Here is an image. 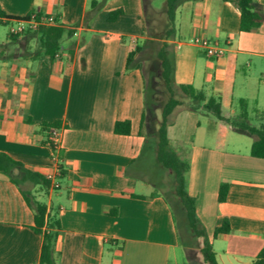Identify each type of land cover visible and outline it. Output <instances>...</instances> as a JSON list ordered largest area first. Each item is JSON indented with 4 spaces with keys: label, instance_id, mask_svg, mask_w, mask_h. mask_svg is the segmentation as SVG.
<instances>
[{
    "label": "crops",
    "instance_id": "1",
    "mask_svg": "<svg viewBox=\"0 0 264 264\" xmlns=\"http://www.w3.org/2000/svg\"><path fill=\"white\" fill-rule=\"evenodd\" d=\"M92 1L0 0V9L14 18L39 13L68 28L79 23L54 57L38 54L37 39H27V32L15 40L9 32L0 37V152L42 176L59 169L58 188L28 185L37 200L45 191L43 203L60 222L56 264L205 263L201 245L199 262L190 259L164 192L135 167L145 146L142 60L150 56L152 68L158 61L153 42L165 34V0H96V13L85 20ZM256 1L264 7V0ZM117 8L122 12L109 20ZM159 14L165 15L161 32L151 19ZM193 37L210 40L224 54L208 57ZM162 40L170 44L175 83L219 96L226 115L237 112L240 98L250 111L264 112V21L241 31L232 2L187 0L176 10L171 38ZM136 46L142 48L135 55L140 67L127 69ZM124 120L129 134L115 133V122ZM53 121L60 128L56 152L41 128ZM167 137L189 163L187 191L217 263L250 264L264 246V158L250 154L253 138L186 105L174 110ZM221 182L229 184L223 202L217 200ZM225 219L230 231L214 237ZM32 226L21 189L0 172V264H37L42 235Z\"/></svg>",
    "mask_w": 264,
    "mask_h": 264
},
{
    "label": "trees",
    "instance_id": "2",
    "mask_svg": "<svg viewBox=\"0 0 264 264\" xmlns=\"http://www.w3.org/2000/svg\"><path fill=\"white\" fill-rule=\"evenodd\" d=\"M184 1L187 0H165L164 13L167 20L165 34L164 36H157L159 40L153 42L155 44L156 58L159 61V75L162 85L169 93V96L164 102H160L156 97L158 91L154 87L155 91L151 98L154 108L149 112L147 110L148 100L145 88V107L141 117V128L143 127L145 130L143 153L147 151L150 158L172 173L170 189L167 191L168 193L163 194L173 212L178 234L181 226L186 227L188 231L201 239L200 251L203 260L208 264H218L212 244L206 236L202 223L197 218L194 198L187 191L189 163L187 159L180 156L178 148L167 137V126L173 121V113L176 107L186 105L191 110H201L210 113L217 119L228 123L237 131L250 135L253 138L250 154L255 157L264 158V112H259L256 109L250 111L247 101L240 98L237 102V112L233 115H226L222 110L219 96L207 97L202 90H197L189 84H177L174 82L173 58L169 51L170 44L162 39L171 38L174 33L175 13L179 5ZM226 1L232 2L239 8L241 31H254L264 21V7L256 0ZM99 4L96 0L91 2L89 10L85 12V20H88L96 13ZM121 12L122 8L112 10L108 15V19L114 20ZM29 15L24 17L28 18ZM36 16L40 17L41 15L36 13ZM0 17L4 21L16 19L6 15L1 9ZM78 25L79 23L68 28L60 24L56 18L55 24L39 26L36 30L27 32L26 37L27 39L36 37L38 54L54 57L62 48L61 43L63 38L72 37ZM8 37L11 40H15L18 38V35L8 34ZM75 47V41H72L68 45L67 52L70 57L74 54ZM141 49L140 46H136L129 53L126 61L127 69L140 67V63L135 60V55ZM176 93L187 97L188 100L177 97ZM158 108L160 109L159 118L156 112ZM255 121H259V123H255ZM51 127H59V122H43L41 124V128L47 132L44 143L48 144L53 152H56V146L51 138ZM114 132L129 134L130 122L128 120L115 122ZM0 172L6 174L12 182L19 186L25 201L33 211L32 229L42 235L41 250L37 264H56L54 247L57 231L60 229V222L58 219L50 216L46 204L37 200L28 186L29 184L49 186L48 180L39 173L26 168L21 162L11 158L4 152H0ZM61 173H63L62 170ZM228 188L229 184L227 182L220 183L217 195L219 202L225 201ZM135 197L144 198L143 195H136ZM229 231V222L225 219L221 225L215 227L213 236L216 237L219 233H228ZM250 264H264V246L259 250Z\"/></svg>",
    "mask_w": 264,
    "mask_h": 264
},
{
    "label": "rangeland",
    "instance_id": "3",
    "mask_svg": "<svg viewBox=\"0 0 264 264\" xmlns=\"http://www.w3.org/2000/svg\"><path fill=\"white\" fill-rule=\"evenodd\" d=\"M152 19V24H154L155 30L158 32H161L162 28L164 27L165 24V15L164 14H159V15H151ZM8 34V29L4 27V25H0V37H4ZM34 42V40H33ZM36 42V40H35ZM65 41H62L61 46L62 48L65 47ZM15 49V48H13ZM149 59L150 56L145 55L143 58V71L145 75V88H146V95H147V110L150 112L153 110L154 105L152 102V96L155 91V88L157 89V99L160 102H164L168 96L169 93L165 90L164 86L162 85V81L159 75V64L157 61L155 64V67L152 68L150 67L149 64ZM154 87H153V84ZM177 97L183 99V100H188L187 97L182 96L178 93L175 94ZM250 109V108H249ZM158 118L160 117V109L158 108L156 110ZM136 170L138 171V175L142 177L143 179L153 181L156 183L157 188L159 191H162L164 193H168L167 191L170 189V183L172 180V173L163 167H161L159 164L156 163V161L152 158L149 157V154L146 152L143 153L141 158L137 160L136 162ZM36 186L43 187L42 184H36ZM38 199L42 202H48V196L45 193V191H42L38 196ZM53 203L55 204V197H53ZM179 235L181 241L186 243L188 246L190 245L189 248V257L190 259L192 258L194 261H198V255L197 252L199 251L200 247V239L196 237L194 234H192L186 227H180L179 229ZM199 262V261H198ZM189 264V262H186ZM202 264H208L207 262L202 263Z\"/></svg>",
    "mask_w": 264,
    "mask_h": 264
},
{
    "label": "built area",
    "instance_id": "4",
    "mask_svg": "<svg viewBox=\"0 0 264 264\" xmlns=\"http://www.w3.org/2000/svg\"><path fill=\"white\" fill-rule=\"evenodd\" d=\"M56 17L53 15L48 16H36V13H31L28 18L26 17H18L11 21H4L2 17H0V25H4L7 27L9 34L12 35H23L26 32L34 31L39 26H48L55 24ZM190 42L201 46L204 49L205 54L211 58H218L222 56L225 52L224 48L218 46L215 43H212L210 40L201 37H193L190 39ZM55 56H59V53H56ZM59 131L60 128L51 127V138L56 146V149H59ZM53 159L57 160V155H53ZM58 167L55 171H50L44 174L45 179L48 180L50 187L55 189L59 187V181L57 179L58 175Z\"/></svg>",
    "mask_w": 264,
    "mask_h": 264
}]
</instances>
